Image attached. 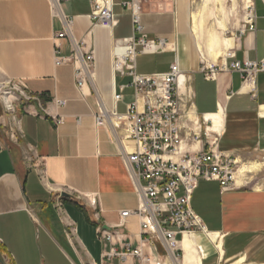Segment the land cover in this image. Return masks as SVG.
<instances>
[{
	"label": "crops",
	"instance_id": "1",
	"mask_svg": "<svg viewBox=\"0 0 264 264\" xmlns=\"http://www.w3.org/2000/svg\"><path fill=\"white\" fill-rule=\"evenodd\" d=\"M125 1L114 0L118 24L108 29L91 21V0H62L58 11L52 0H0V82H21L37 97L18 104V124L0 104V264H142L132 257L104 260L108 249L85 201L86 196L98 197L105 227L116 226L121 212L140 205L126 158L134 144L125 140L123 130L97 124L100 106L112 109L115 89L131 82L116 79L113 67L116 43L133 38ZM205 1L140 0L143 33L166 46L137 55L136 72L164 74L179 64L191 79L195 116L201 124L209 123L211 131L206 117L223 115L219 149L237 158L240 168L246 163L241 159L264 153V72L248 85L238 72L223 68L264 59V2L251 0L256 31L242 34L245 9L241 12L240 1L246 0ZM63 19L72 22L70 37L57 39ZM74 40L84 42L85 52L95 56L92 78L82 89L74 64H55L57 48L68 57ZM149 61L155 66L141 71L139 62ZM211 67L216 75L208 80L202 70ZM124 97L120 104L126 111L135 96L129 89ZM203 148V143L189 141L183 147L189 153ZM249 183L245 176L223 190L217 182L201 181L192 206L211 234L180 238L184 258L176 263L155 241L157 255L167 264H264V188L244 190ZM124 233L131 247H138L141 220L130 217Z\"/></svg>",
	"mask_w": 264,
	"mask_h": 264
},
{
	"label": "built area",
	"instance_id": "2",
	"mask_svg": "<svg viewBox=\"0 0 264 264\" xmlns=\"http://www.w3.org/2000/svg\"><path fill=\"white\" fill-rule=\"evenodd\" d=\"M62 0H52V7L59 10ZM251 1V0H250ZM94 6L90 15L97 26L113 29L118 21L114 15V0H91ZM264 2V0H263ZM123 7L130 11L133 23V38L118 41L114 47V72L116 79L129 78L130 83L120 85L113 93V108L101 105L97 124L101 127L112 126L124 131L126 141L134 144V151L127 153V162L137 181L140 193V205L136 211L124 210L120 213V222L114 227H105L100 220L98 197L86 196L85 201L94 210L97 221V236L108 251L104 260L118 258L125 262L128 257L142 264H167L155 249V241L161 243L167 252V259L173 263L182 260L183 249L180 238L189 235H209L207 227L193 210V195L201 181L217 182L223 190L235 185L238 172V160L225 155L219 149V134L209 132V123L201 124L193 110L195 95L191 88V79L183 73L179 64L174 63L164 74L150 76L136 72L135 59L142 52L154 49L163 51L166 43L148 40L143 33L142 4L140 0H127ZM64 30L57 39L70 37L72 22L63 19ZM257 16L255 3L251 1L245 10L244 28L240 32L256 31ZM141 47V51L138 50ZM84 42L73 41L72 54L61 55L57 48L56 66L74 64L75 79L82 89L92 78L94 52H85ZM117 52V55H116ZM229 58L232 56L229 54ZM238 72L244 83L254 85L257 74L264 72V59L254 62H232L223 69ZM216 69L203 68L205 78L211 80ZM132 90L135 101L126 107L125 113L118 112L117 105L125 100L124 93ZM37 99L26 85L21 82H0V104L7 115L16 123L18 104ZM59 104L64 105L63 101ZM63 123L59 119L57 124ZM14 134V130H11ZM203 143L204 148L189 153L183 147ZM181 156L175 161L173 158ZM141 220L143 238L138 247L132 248L129 236L124 233L130 217ZM118 246V250L116 247Z\"/></svg>",
	"mask_w": 264,
	"mask_h": 264
},
{
	"label": "bare ground",
	"instance_id": "3",
	"mask_svg": "<svg viewBox=\"0 0 264 264\" xmlns=\"http://www.w3.org/2000/svg\"><path fill=\"white\" fill-rule=\"evenodd\" d=\"M207 1V0H206ZM205 1V2H206ZM209 1V0H208ZM218 3H220L219 2V0H216ZM216 3V2H215ZM250 3H251V1L250 0H246V2H245V10H246V8L247 7H249V5H250ZM207 8H208V6H206ZM205 8V7H204ZM199 9H200V7H199ZM202 9V8H201ZM211 9V8H210ZM222 10V9H221ZM202 11H203V9H202ZM203 14V13H202ZM211 14V13H210ZM194 17H197V16H194ZM198 17H200V16H198ZM195 20V19H194ZM197 20V19H196ZM202 20V19H201ZM196 22V21H195ZM198 23V22H197ZM200 24H201V22H200ZM197 26H198V24H197ZM215 35V34H214ZM213 36V35H212ZM217 37H218V34H217ZM202 38V37H201ZM219 39V38H218ZM227 39V38H226ZM211 41V40H210ZM224 41V40H223ZM218 44H220V43H218ZM216 46V45H215ZM222 46V45H221ZM224 46V45H223ZM225 47H226V45H225ZM202 48V47H201ZM217 48H219V47H217ZM211 50V49H210ZM213 50H215V49H213ZM213 53H214V51H213ZM212 53V54H213ZM116 55H117V52H116ZM226 55H228V53L226 54ZM226 55H225V57H226ZM218 57H219V55H218ZM263 111V110H262ZM206 120L207 121H211L212 122V124H213V127H210L211 128V131H210V129H209V132L211 133V134H213V133H220V132H222V130H223V115L222 114H217V115H213V116H207L206 117ZM223 133V132H222ZM241 161V160H240ZM238 164V163H237ZM263 166H264V163L263 162H260V163H258V162H251L250 164H247V163H245V164H243V165H241V167L238 169L239 171L236 173V175H235V182H236V180L238 181V182H240V181H242L244 178H245V176H247V174H250V173H254V172H260L261 170H262V168H263ZM242 183V182H241ZM239 185V184H238ZM211 233H209V235H210ZM186 235H189V234H186ZM209 235L207 236V237H209ZM211 238H213L214 239V241L217 239V236L216 235H214V236H212ZM211 240V239H210ZM191 243H192V241H191ZM192 244H195L194 242L192 243ZM220 245V244H219ZM194 246V245H193ZM221 247V246H220ZM192 248V247H191ZM222 248V247H221ZM198 251V250H197ZM187 253H188V251H187ZM190 253V252H189ZM193 253V252H192ZM197 259V258H196ZM197 262H198V260H197Z\"/></svg>",
	"mask_w": 264,
	"mask_h": 264
},
{
	"label": "rangeland",
	"instance_id": "4",
	"mask_svg": "<svg viewBox=\"0 0 264 264\" xmlns=\"http://www.w3.org/2000/svg\"><path fill=\"white\" fill-rule=\"evenodd\" d=\"M245 3L240 1V9L241 12L245 9ZM245 13V11H244ZM169 60H165V61H161V63H165ZM158 63V62H157ZM139 66H140V70L142 71L143 69L149 70L150 68H152L153 66H155L154 61H149V62H139ZM120 83V82H119ZM125 107L123 104H120L119 108H118V112L120 113H125ZM244 163H248L249 162H263L264 163V153L259 157V158H251V157H245V159H241ZM239 169V168H238ZM247 179L250 180V183L247 185L245 184V186H242L245 189H259V188H264V166L262 168V170L260 172H254V173H250L247 174Z\"/></svg>",
	"mask_w": 264,
	"mask_h": 264
},
{
	"label": "water",
	"instance_id": "5",
	"mask_svg": "<svg viewBox=\"0 0 264 264\" xmlns=\"http://www.w3.org/2000/svg\"><path fill=\"white\" fill-rule=\"evenodd\" d=\"M0 150H1V147H0Z\"/></svg>",
	"mask_w": 264,
	"mask_h": 264
}]
</instances>
